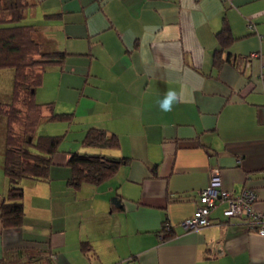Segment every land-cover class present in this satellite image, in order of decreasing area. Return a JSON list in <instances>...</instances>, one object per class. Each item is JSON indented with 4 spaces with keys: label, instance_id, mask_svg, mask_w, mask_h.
I'll list each match as a JSON object with an SVG mask.
<instances>
[{
    "label": "crops",
    "instance_id": "crops-1",
    "mask_svg": "<svg viewBox=\"0 0 264 264\" xmlns=\"http://www.w3.org/2000/svg\"><path fill=\"white\" fill-rule=\"evenodd\" d=\"M28 1L25 23L45 49L67 53L42 82L101 102L87 130L118 137V148L83 152L127 162L98 185L73 187L67 161L77 150L60 144L47 181L22 180L23 223L0 224V264H34L31 252L48 249L52 264H264V235L226 217V202L209 225H182L212 168L224 189H252L264 213V0ZM224 23L226 47L216 36ZM5 130L0 116V201Z\"/></svg>",
    "mask_w": 264,
    "mask_h": 264
},
{
    "label": "trees",
    "instance_id": "trees-1",
    "mask_svg": "<svg viewBox=\"0 0 264 264\" xmlns=\"http://www.w3.org/2000/svg\"><path fill=\"white\" fill-rule=\"evenodd\" d=\"M28 0H0V69H11L13 83L11 99L0 101V116L6 119L3 172L8 190L0 201V224L3 229L20 227L24 219L23 185L25 178L47 181L50 166L59 150L63 135H37L42 120L73 122V113L55 112L53 104L39 103L35 90L42 84L43 74L49 66H62L67 53L47 50L38 39L33 24L23 22ZM220 46H228L233 37L224 23L216 33ZM220 51L214 52V63L219 65ZM239 66L240 62H236ZM84 146L118 148L116 134L103 128L90 127L82 139ZM127 162L125 157H113L103 153L69 152L67 165L71 175L67 184L79 187L83 183L98 185L113 176ZM113 207H121V198H111ZM168 236V234H166ZM82 250L86 242H82ZM30 255V263L52 264L51 249ZM37 254V255H36Z\"/></svg>",
    "mask_w": 264,
    "mask_h": 264
},
{
    "label": "rangeland",
    "instance_id": "rangeland-1",
    "mask_svg": "<svg viewBox=\"0 0 264 264\" xmlns=\"http://www.w3.org/2000/svg\"><path fill=\"white\" fill-rule=\"evenodd\" d=\"M27 20L24 19L23 22ZM57 66H49L46 68V73L50 74L53 70H56ZM11 69H0V92L11 93ZM43 83V82H42ZM42 87V88H41ZM41 88V89H39ZM66 87L62 85L60 89L54 84V81H44L43 84L37 87L40 103H52L55 112H74L73 122L69 123L66 120L51 121L42 120L37 127V135H63V140L61 141V147L77 150L83 152L87 149L92 151H100L101 149H106V147L98 146H84L82 145V137L87 130V127L92 124L94 119L93 112L97 109L101 102L97 100H82L78 101V95H76L78 88ZM6 102L7 100H0ZM109 149V148H108ZM111 149V148H110Z\"/></svg>",
    "mask_w": 264,
    "mask_h": 264
},
{
    "label": "built area",
    "instance_id": "built-area-1",
    "mask_svg": "<svg viewBox=\"0 0 264 264\" xmlns=\"http://www.w3.org/2000/svg\"><path fill=\"white\" fill-rule=\"evenodd\" d=\"M249 29L254 28L252 22L247 24ZM256 53H251L255 56ZM209 184L198 191V204L193 215L185 218L182 225L187 230H196L210 224V212L219 201L226 202L227 206L223 213L226 217H240L249 220V227L260 235H264V213L257 212L254 208L256 200L255 192L250 188H244L235 194L223 188L219 170L212 168L210 171ZM264 173V172H262ZM164 228L170 229L169 224Z\"/></svg>",
    "mask_w": 264,
    "mask_h": 264
}]
</instances>
